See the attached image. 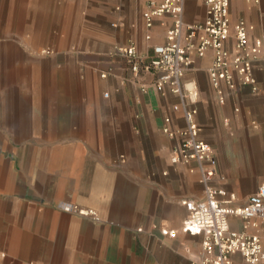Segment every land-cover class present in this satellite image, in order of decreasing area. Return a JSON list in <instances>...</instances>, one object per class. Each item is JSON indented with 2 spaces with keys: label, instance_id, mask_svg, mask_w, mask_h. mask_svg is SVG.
I'll return each instance as SVG.
<instances>
[{
  "label": "crops",
  "instance_id": "crops-1",
  "mask_svg": "<svg viewBox=\"0 0 264 264\" xmlns=\"http://www.w3.org/2000/svg\"><path fill=\"white\" fill-rule=\"evenodd\" d=\"M21 1L32 0H9ZM147 1L97 0V21L87 18L78 26L72 14L62 13L56 31L44 28L54 37L46 48L35 41L40 28L26 26L25 6L14 4L6 11L5 35L12 33V18L24 21H19L18 41H0V146L7 148L0 155V264L199 261L200 237L180 232L187 216L181 201L204 195L199 168L195 162L171 164L176 140L163 132L165 126L185 127L180 100L156 91L152 74L134 76L114 53L116 47L133 45L151 58L153 48L165 42L172 19L157 18L147 28L142 18ZM204 15L200 1L185 2V22H202ZM228 15L231 24L244 20L253 27L251 37L264 40V0L259 5L230 0ZM43 49L54 53L42 57L38 51ZM194 59L183 84L197 90L191 107L197 111L199 138L213 148L215 163L223 147L260 143L249 131L261 128L264 117V62L254 66L258 92L249 87L229 92L222 85L221 105L208 77L213 51ZM48 69L56 82L76 85V96L25 94L27 76L37 82ZM91 77L106 89L112 106H91ZM38 145L52 150L27 155V148ZM59 163L64 169H55ZM217 173L213 185L236 193L238 204L253 195L222 184ZM59 179L65 181L59 184ZM80 179L93 180L94 186ZM63 201L96 210L100 221L61 213L56 206ZM160 230L177 234L165 236Z\"/></svg>",
  "mask_w": 264,
  "mask_h": 264
},
{
  "label": "built area",
  "instance_id": "built-area-1",
  "mask_svg": "<svg viewBox=\"0 0 264 264\" xmlns=\"http://www.w3.org/2000/svg\"><path fill=\"white\" fill-rule=\"evenodd\" d=\"M186 1H147L142 13L147 28L157 18L169 16L172 19L165 42L153 48L151 58L141 56L133 45L116 47L114 53L124 60L134 76L141 72L152 74L156 91L162 95L174 94L180 100L185 127L171 129L165 126L163 132L176 140L170 163L195 162L199 168L204 195L200 199L181 201L187 216L180 229L182 233L201 239V255L196 264H237L238 260L243 264H264V185L242 204H238V196L224 185H213L217 177L214 151L199 138L197 111L191 107L197 90L186 89L183 84L185 73L195 63L194 56L201 58L207 50H212L213 61L208 77L221 105L225 104L222 85L229 92L244 87L258 92L254 66L259 61L264 62V40L251 37L253 27L244 20L231 24L228 15L230 0H198L205 8L204 19L199 23L185 22ZM247 1L254 5L260 3V0ZM103 96L107 98L109 95L106 92ZM165 124H170L169 118L165 119ZM56 208L90 222L100 221L96 210L74 202L63 201ZM160 233L171 237L177 234L175 230H160Z\"/></svg>",
  "mask_w": 264,
  "mask_h": 264
},
{
  "label": "rangeland",
  "instance_id": "rangeland-1",
  "mask_svg": "<svg viewBox=\"0 0 264 264\" xmlns=\"http://www.w3.org/2000/svg\"><path fill=\"white\" fill-rule=\"evenodd\" d=\"M14 4H16L17 8H21L22 6L26 7L25 22L28 28H32L35 25L40 28V33L36 36L35 41L39 43L42 48H46V46H50L54 42V37L44 34V30L46 28H52L53 31H56L59 18L62 13H70V15L72 14L76 26H78L80 21L85 19L87 20V18H89L91 21H97V0H72L71 5L68 3L64 4L61 0H32L31 2L27 1L26 3L22 1L18 3H11L9 0H0V41L4 39L18 41L19 39L17 32L19 21H24L22 19L19 20L17 17H15L14 19L12 18L10 20V28L12 31L11 35L7 36L5 35V32H3L4 24L7 22L4 16L7 14L6 11L8 8ZM41 28H43V33ZM43 51H48L50 53L43 54ZM53 53L54 51L50 49L38 51V54L42 57L50 56ZM261 75L262 79L264 80V68L261 69ZM33 80L34 79L32 76H27V82L23 84L25 87V94L27 95L42 94L43 97L46 96L53 99L56 96L69 94L71 92L74 94V96H76V85L56 82L55 74L50 69L47 70V73H43L42 79H40L42 82L40 80V82H33ZM105 90V88L98 87L96 83H94V79L91 77V106H112V98L110 96L107 98L103 96ZM263 90L264 89H262V91ZM249 134L250 137H258L260 143H254L250 146L234 144L233 146L223 147V154L216 163L214 160V166L215 169L218 170L217 175L218 178L220 177L219 179L222 183H226L235 189H242L246 191L248 195H252L256 192L259 186L264 185V117L263 120H261V128L251 130L249 131ZM15 149L11 148V150ZM50 150L52 149L38 145L27 148V155H34L35 152L38 155H46ZM6 151V147L0 146V155ZM45 164L49 165L48 162ZM63 165L65 166V164L59 163L55 169H64ZM57 181L60 184V182L65 180L59 179ZM78 182L81 184L83 182L86 186H89L90 184L94 186L93 180L80 179Z\"/></svg>",
  "mask_w": 264,
  "mask_h": 264
}]
</instances>
